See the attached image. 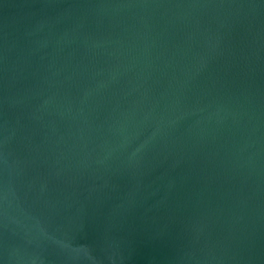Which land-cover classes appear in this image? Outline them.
<instances>
[{"label": "water", "instance_id": "water-1", "mask_svg": "<svg viewBox=\"0 0 264 264\" xmlns=\"http://www.w3.org/2000/svg\"><path fill=\"white\" fill-rule=\"evenodd\" d=\"M0 264H264V0H0Z\"/></svg>", "mask_w": 264, "mask_h": 264}]
</instances>
